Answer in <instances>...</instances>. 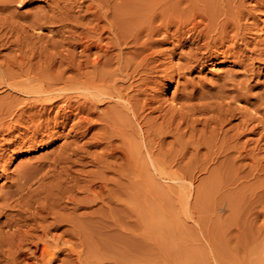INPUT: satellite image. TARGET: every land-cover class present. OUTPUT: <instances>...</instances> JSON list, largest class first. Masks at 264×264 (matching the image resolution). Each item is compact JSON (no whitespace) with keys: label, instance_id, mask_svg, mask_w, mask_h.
<instances>
[{"label":"bare ground","instance_id":"1","mask_svg":"<svg viewBox=\"0 0 264 264\" xmlns=\"http://www.w3.org/2000/svg\"><path fill=\"white\" fill-rule=\"evenodd\" d=\"M2 1V11L15 2H18V6L32 3V0ZM139 1L51 0L49 10L35 11L33 20L27 24L28 28L43 29L46 25L49 29L57 28L49 30L51 37L40 44V36L34 42L26 25L22 28L18 25L20 35L13 29L17 32V38L12 44L19 53L17 56L14 53L8 60L5 58L7 61L3 59L5 56L2 58L0 87L24 94L26 99L18 101V97L9 93L0 96V134L4 140L0 145V159L10 149L21 150L42 144L43 134L51 124L67 125L72 116L75 123L71 126L73 140L41 156L36 163L19 165L16 178H11L10 186L3 192L0 203L2 264H57L58 261L59 264H136L138 257L134 250L137 243L132 227L139 215L136 211L137 182L154 175L164 180L182 178L186 174L182 168L171 170V165L167 163L165 157L168 155L164 153L163 145L166 134L173 133L167 128L172 127L177 117H180V121H189L192 127L193 124H200L207 131L209 126L207 133L212 138L211 143L215 139L212 134L219 136L220 131L224 132V139L220 134L221 141L226 142L225 136L229 132L222 130V126L237 117V114L242 119L235 126H241L244 130L243 127L250 121L257 119L233 106L232 102L244 94L235 83H232V89L222 87L214 94L197 93L195 90L183 92L181 98L185 102L179 108H166L162 97L150 92L148 94L157 77L169 81L183 74V70H193L210 60L217 50V43L229 31L233 32L228 35L229 40L240 41L243 47H239V50H247L250 43L244 42L245 31L258 26L252 21L251 25L241 22L245 15L239 7L245 6L244 0H238L242 2L237 9L238 1L233 3L236 10L232 8L235 11L222 19V14L220 17V14L215 15L218 12L214 11V7L213 10L211 8V11L216 12L213 15L204 11L207 9L199 13L195 11L186 21L189 29L182 32L177 24L174 30L163 23L155 25L156 14H152L149 9H154L153 5L159 0H155L154 4L151 1ZM254 1L256 5L264 6V0ZM211 5L215 6L213 3ZM73 7H78L77 10L82 11V14L75 15ZM226 10L224 14L230 12ZM250 16L254 19L253 14ZM12 28L14 26L11 24ZM171 39L190 47L184 56H180L184 63H173L171 60L175 55L159 48ZM252 51L255 55L264 54L259 49ZM151 88L150 91H153L154 88ZM260 100V104H264V95ZM38 108L44 112H39ZM153 113H156L154 117L151 115ZM196 114L199 117H194ZM206 114L210 115L205 117ZM158 119H162L159 124ZM93 128L95 133L90 137L94 140L92 145L100 148V151L89 153L78 145L77 136L89 134ZM255 128L257 126L253 125L250 130ZM15 131L18 133L15 134ZM237 137L239 135L236 140ZM232 138L234 135L231 134L230 143L234 140ZM210 139L206 140L209 142ZM211 145L206 146L211 148ZM226 145L233 154H239L234 157L232 153L223 151L229 154L225 155L224 162L243 157L242 151L239 152L240 145L239 151L236 150L238 147L234 149L235 144ZM85 159H88L87 162ZM88 162L95 171L82 169ZM77 166L80 169H75ZM44 168L47 170L41 174ZM72 173L83 175L84 178L78 179ZM110 173L118 179L112 176L117 180H111L107 177ZM37 174L41 175L38 180H34ZM33 181L38 184L31 189L35 183L32 184ZM70 182L73 184L67 185ZM110 184L113 189L109 188ZM78 193L82 196L78 197ZM2 217L5 219L1 220ZM139 260L140 264H151L146 255Z\"/></svg>","mask_w":264,"mask_h":264},{"label":"rangeland","instance_id":"2","mask_svg":"<svg viewBox=\"0 0 264 264\" xmlns=\"http://www.w3.org/2000/svg\"><path fill=\"white\" fill-rule=\"evenodd\" d=\"M50 1L51 0H32L31 4L22 6H18V2H15L11 6L8 5V9L4 8V11H2V9L0 10V25L2 26L3 24L4 26L0 27V62L5 58L8 60L11 55L14 56V53L15 56H17L19 52L15 51L17 49L12 42L15 37L17 38V36H15L17 32H20L19 27L22 28V26L26 25L25 27L28 28V25L34 18L33 14L35 11H48L50 4H52ZM68 1L69 0H67V2ZM140 1L148 3L151 1L153 4L155 3V0ZM159 1L157 0V2H159L157 4L160 5H153L156 13L153 8L149 9L150 11L152 10V14L153 12L154 15L156 14L155 25L165 24L168 25L170 29L172 28L171 30H174L178 25L181 28L180 32H182L183 30L186 31L189 29L186 21L195 11L197 13L204 9L211 11V8L214 7V11L218 12L217 14H215L216 12L214 11L210 13L207 10L204 11L212 15L214 12L217 16L220 14L219 17L222 14V19L225 15L232 14L243 0H221L222 3L220 0ZM1 2L3 1L0 0V3ZM235 2L239 3L236 7L233 4ZM244 2L243 5L245 6L242 8L239 7V9H243L241 12L243 13L244 11L245 13H243L245 17H242L243 19H241V22L246 25H251L252 22H256L258 26L257 28L253 26L254 28L251 30L245 31L244 42L250 43L247 46V50L243 52L239 50V47H243L240 41L235 42L229 40L228 35L233 34V32L229 31L228 37L224 36V38L217 43V50L210 60L201 63L193 68V70H183V74L179 77L175 76L174 79L169 81H164L157 77V79H155L156 82L150 86V90H152L151 87H153L154 90H148V94L150 92L151 94L154 93L160 96V98L162 97V101L165 102L163 103L164 107L168 108L172 106L179 108V106L185 102V100L181 98V95L188 90H195V92L203 94H214V92L216 93L218 89L220 90L222 87H225L224 89L226 90L232 89V83L237 84L238 87L240 86V91L244 94L241 98L232 102V104L234 103L233 106L239 107L241 112L244 111V113L250 114L258 120L250 121L246 126L249 128L246 129V127H243L245 128L244 130L241 126V128L235 126V124L239 123L242 119L241 117L238 118L239 115L237 114V117L235 116L234 119H231V121L222 126V130L225 129V131L230 133L226 134V142L223 140L224 143H228V146L235 144L234 149L237 147L239 148L240 145L241 150L240 148L236 150H240L239 152L242 151L241 156L243 157L239 159L236 158L237 161L236 159H229L236 157L239 153L233 154V151L225 147L226 144L224 145L223 141L220 139V134L223 136L224 134L222 135V133L224 132L220 131L219 136L216 133H211L213 138H215L211 143L212 138L209 137L210 134L207 133L209 132V126L206 131L200 124H193L192 127L189 121H180V117H177L172 127L170 126L167 128V130H173V133L166 134L167 137L164 141L163 151L168 155L165 158L168 159L167 163L169 162L171 165V170L182 168L183 171H186V174L182 178H166L164 180L154 175L148 179L146 178L144 181L137 182L136 187L138 193L136 198V211L139 215L137 216L138 219L137 217L135 218L132 227L136 234L135 242L137 243L134 250L138 257L136 264H140L139 258L144 255L148 256L151 264H264V248H262L264 247V244H262V242H264V140L260 141L262 137H264V132H262V130H264L262 127L264 126H261L260 123L262 122V125H264V104H260V97L264 95V54L261 56L258 54V56L252 51V49L264 51V6L256 5V1L254 0H244ZM212 3L213 5L215 4L217 9L219 8L220 12L215 6L211 5ZM219 3H221V5H219ZM227 4L228 6H226ZM77 9L78 7H73V13L75 12V15L76 13L77 15L82 14V11ZM174 10L176 11L174 12ZM225 10L230 12H225L226 14H224L223 11ZM250 14L254 15L255 20ZM9 16L11 18H9ZM221 19L219 18V20ZM11 24L12 27L14 26L12 29ZM18 25L20 26L18 27ZM46 26L47 27L43 29L28 28V33L32 34L30 37L32 36L31 38L34 42L38 39L37 37L40 36L41 42L39 40V44L42 42L44 43L48 37H51V32L49 30L57 29L56 27H50L49 29V26ZM13 29L16 31L18 29V31L15 32ZM230 29L231 28L228 30ZM10 31L14 35L11 36V33H8ZM154 37L156 38L158 36ZM9 41L11 43H9ZM183 43L184 42L178 43L177 40L171 39L168 43L159 46V48L165 50L166 53L172 52L173 55H175L171 60L173 63H184V60L180 56H184L189 51L190 47ZM7 60L5 59L4 61ZM31 61L34 62L36 59H32ZM7 89L6 87H0V96H5L6 93H9L15 98L18 97V101H24L26 99V95H22L21 93L18 94V92L10 89H8V91ZM259 105L262 106L260 107ZM101 108H104V106ZM37 110H40L39 112L41 113L44 112L43 109L38 108ZM56 110L57 109H55V111L53 110L54 114ZM39 112L37 113L39 114ZM151 115L154 117L156 113ZM207 115L208 114H206L205 117H208L210 114ZM196 116H198V114L194 117ZM168 117L169 115H167V118ZM73 119L74 117L72 116V121L70 120L67 125H49L48 130L43 134L44 140L42 144L21 150L10 149V151L8 150L5 152L4 156L0 159V203L3 192L8 189L12 179L16 178L19 165L28 162L32 164L34 162L36 163L41 156L51 153L59 145L74 139L71 129V126L75 123ZM161 122L162 119H158L157 124ZM210 125L212 127L213 124ZM233 125L235 126L234 128ZM253 125L257 126V128L254 129L255 131L250 130ZM213 126L215 127V125ZM236 127L237 129H235ZM81 130H83V128ZM94 130L95 128H93L89 134H85L86 136H80V134L77 136L78 145L82 146L84 150L89 153H95L100 149L92 145L94 140L90 137L93 132L95 133ZM20 131H22V129ZM17 133L18 132L15 131V134ZM233 133L239 135V137H237L238 146L236 140V136L238 135L235 136ZM231 134L234 135V138H232V140L234 139L233 142L236 140L235 143L232 142L233 144L230 143L231 140H229ZM173 135H176V137L174 136V138ZM1 136L2 134H0V145L4 142ZM217 136L219 139H217ZM207 138L208 140L211 138L209 141L210 143L206 140ZM175 139L177 140L176 142ZM222 139H224V136ZM204 140L207 142H204ZM215 140L217 142H214ZM258 142H261V145H258ZM207 144H212L214 148L206 146ZM243 145L245 147L244 149H242ZM206 147L210 150L208 148L207 150ZM236 150L234 152H236ZM223 151L229 154L232 153L234 157H228L227 159L229 160L224 162L223 160L226 159L224 158L225 155L229 156V154ZM245 152L251 155H249V157L247 156V158L246 155H248V153ZM250 157H254L255 160ZM170 158L172 159L171 161L175 159V162L173 161L174 163L171 164ZM240 159L243 160L240 161ZM86 160L88 159L84 161L87 162ZM89 163L90 162L82 169L84 171H95V168ZM45 168L43 171H40L41 174L45 173V170L48 169ZM75 169H80V167L77 166ZM237 170L239 171L235 172ZM39 175L37 174L34 180H38L37 178L40 177ZM72 175L74 176L75 173H72ZM80 176L75 175L78 179L84 178V176ZM112 176L117 178V176L111 175V173L107 174V177H110L111 180L113 178ZM61 177L65 178V176ZM117 179L113 178V180ZM36 182L37 181L32 182V184H34L31 186V189L37 187L36 185L38 182ZM69 184H73V182L67 185ZM109 186V188L113 187L111 184ZM78 194V197L82 196L81 193ZM120 198L124 199V197ZM4 219L5 217L1 218V220ZM0 262V264H2V261ZM59 263L60 261L57 262V264Z\"/></svg>","mask_w":264,"mask_h":264}]
</instances>
